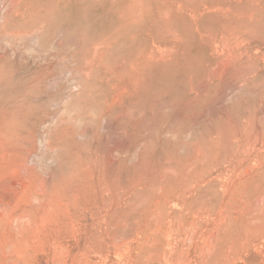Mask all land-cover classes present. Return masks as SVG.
I'll return each mask as SVG.
<instances>
[{
  "label": "rangeland",
  "instance_id": "rangeland-1",
  "mask_svg": "<svg viewBox=\"0 0 264 264\" xmlns=\"http://www.w3.org/2000/svg\"><path fill=\"white\" fill-rule=\"evenodd\" d=\"M39 1L16 0V3L15 0H0V120L2 121H0V123H2L0 125V136L3 134H10L13 136L11 142L7 143L4 141L1 142L0 145H3V147H7L10 146V144H12L13 146L15 144L20 148L23 154L24 151L28 152L30 150L29 155L27 153L24 154L28 155V167L32 168L33 172L36 173V175L39 174L38 176L40 177L41 181L45 183L46 189L47 186L51 184L50 187H48L49 192H46L47 190H45V193L43 188L39 189V191L44 192V194L46 195L45 198L47 197L46 200L49 201L50 204H52V207L50 205L49 208L41 210L39 208V201L35 200L34 209L30 212H36L35 216H38L39 218H35V216L32 218V213L26 211V213L23 215L24 217H22L21 219V214L23 213L22 210L29 205V202L31 201L30 199H32L33 196L35 197L37 193L36 191L30 192V190H28V192L26 191L20 193L19 190L23 185V182L19 179H14L12 181V184L11 181L9 182L10 184L8 182L3 184L2 175L4 176L6 172L10 171V167L6 165L5 167L0 168V264H261V262L264 260V14H254L253 19L258 24V27L252 32L254 36L251 35V38L250 36H247V34L243 32V30L239 31V28L237 32H223L222 28L216 29V34H214L215 30L209 32V34H214V37H217V39H222L221 37H225L227 40L226 45L225 47H222V50L219 53L217 52V50L212 49V45L206 48V54L203 61L204 64L202 63L200 66L198 65L199 68L196 65H191L188 63V60H186L187 55L185 57L186 53L183 51L181 46L179 47V42H183L185 38L182 36L183 33L181 32L183 27L178 20L171 23L164 29L159 28L160 33H158L157 35L152 34L151 37L147 38L148 40H140L139 43L141 45L139 46L138 43L137 46H139L140 48L145 47L146 49H149L151 47L150 49L152 50L155 47L156 52L158 51L157 54L159 56V59L167 61L168 66L161 70V74L164 73L161 76L162 83L158 85L155 80H151L153 77L151 78V76H148L147 74H149V72H146L145 69L140 70L142 72L140 74L139 72L134 71L130 72L129 74L126 71L121 72L120 64L117 65L122 61L117 58V51L114 50L118 49L119 45L123 44V37L122 32L118 30V24L120 21L116 18L115 15L117 13L118 16V11L113 6L114 0ZM82 1L84 3H82ZM49 2H51L52 4L50 3L48 6L47 4ZM63 2H65V4ZM15 4L17 5V7ZM36 7L37 10H35ZM107 7H109L110 9ZM251 7L255 8V5ZM77 8H80V10H78ZM84 11H86V17L85 15H82L84 14ZM37 14L40 15H38L39 18H37ZM7 17H9V19ZM82 17L83 19H81ZM84 17L87 20H85ZM6 18L8 19V22ZM67 19L69 20L67 21ZM13 20L14 24H12ZM112 21H117V28H105V26L111 25L113 23ZM5 24L9 26H6ZM75 24H78V26ZM82 24H84L85 26ZM98 24L100 26H98ZM37 26L39 28H37ZM40 27L43 28V31L46 30L47 33L44 31L43 34L42 31L40 34ZM74 28H76V31H74ZM17 29L19 31H17ZM35 29H38V33L40 35L33 32L35 31ZM64 29L66 30V32L68 31V33H66ZM88 29L90 31H88ZM31 31L34 33V35H32L33 33ZM53 32H56V34H54ZM90 32L92 35H90ZM238 32L240 34H238ZM48 33L49 35L51 34L50 37L47 36ZM221 33H223L224 35H221ZM65 34L69 35H66L65 38ZM75 34H78V36ZM175 34L176 36H179V39L181 38V40L177 41L178 46H176L177 44H175L174 42L176 40ZM43 35L46 36L43 37ZM158 35L161 38H159ZM229 35L231 37H235L229 38ZM39 36H42V38H40ZM69 36H71L72 39H75L71 43L69 42L72 39ZM107 36H109L108 38L111 39H108ZM20 38L23 39L21 40ZM102 38H104L103 40H105L104 46L106 47V55H103V58H100L103 60L101 66L102 68L103 66H106L107 68V65L110 64L109 67H112L113 73L108 72L105 67L104 69H102L99 65H97L94 70L100 69L103 73L100 72V70H98L97 73H94V70V72L90 73L86 68V66L90 62L89 60H91L90 49L94 47L93 44H97V41L102 42ZM115 38L118 41L113 40ZM152 38L155 40L152 41ZM258 38H260V40ZM242 39L244 40L240 41ZM64 40H66V42H69L66 43ZM87 40L90 42L93 41V43H89ZM47 41L48 46L45 44ZM51 41L53 42L51 43ZM112 41H114L115 43H111ZM14 42H17L18 44H15ZM60 42H62L63 44L60 45ZM141 42H143L144 45ZM233 42L236 44L235 47H232V45L234 46ZM68 43L73 46H70ZM78 43H80V45ZM87 43L91 45L88 46ZM149 43L152 45H150ZM230 43L232 44L230 45ZM42 44L43 46H41ZM65 44H67V46ZM56 45L57 47H62L63 49H58ZM83 45L86 47L84 48ZM70 47L73 49H71ZM135 47L136 43H134L133 50H135ZM172 47L174 49H172ZM109 48L111 51L109 50ZM71 50H73L74 52H71ZM159 50L163 51V54H160ZM107 51H110V53H107ZM222 52H225L224 55H221ZM35 53H37L39 56ZM226 53H228L229 55H232V53H236L237 55L240 54V58L238 57V59L236 54L234 56L232 55L233 57H230ZM53 54L58 55L54 57ZM61 54L64 56H62ZM74 54L76 55L74 56ZM173 54H177L178 56ZM212 54L213 56H211ZM216 54L217 56H214ZM241 55H243L244 57H242ZM46 56L49 58H47ZM105 56H107V58ZM111 56H114L112 60L109 59L111 58ZM175 56H177L178 61H176ZM199 56L202 57V55ZM222 56L224 57L223 60L221 58ZM52 57L53 59L51 60ZM181 58H183L184 60ZM232 58L234 59V61L232 60ZM62 60H64V62ZM179 60L181 61L179 62ZM105 61H108L109 63H105ZM115 61H117V63ZM174 61H176L178 64ZM205 62H209L210 64ZM224 62H226V64ZM236 62L238 63L236 64ZM187 63L189 64L188 66H186ZM212 63L214 64L212 65ZM219 63L222 65V67ZM174 66H176V68H174ZM192 66H194L196 69L198 68V71ZM210 66H214L212 67L213 69H210ZM223 66H225V69ZM249 66H253V69H251L253 71H250ZM227 67L231 68L227 70ZM42 68L46 70L44 71V69ZM181 68L185 70H182ZM29 70L33 71V73ZM43 71L45 72V74ZM214 71L216 72V74L218 73L217 76H215L216 74H214ZM249 72H251V74H249ZM182 73L183 75H185L183 76ZM26 74L30 75L28 76ZM91 74L94 76H92ZM95 74H97L99 77ZM171 75H176V78L174 77L175 81L174 79H168L171 78ZM202 75L204 78L203 80ZM209 75H212L214 79L217 78V80L215 79V81H213V77H210ZM22 76L26 81L24 80V78L22 80ZM131 76L135 77V79L137 77L136 80H139V82H141L140 80L142 79L143 81L144 79L148 81L150 89L151 84L156 83L160 90L159 88H153V93L151 92L152 94L148 101L145 100V97H131V95L135 93L136 88V86H132L133 79ZM121 77L124 79H122ZM207 77L208 80L210 79L211 81H206ZM189 78H191V81L189 80ZM197 78H199L198 81H196ZM183 79L185 81L182 82ZM222 79L223 81L220 82V80ZM129 81L130 83H128ZM166 81L169 82L168 85H166ZM173 81L175 82L174 84H172ZM186 81H190V85ZM176 82L178 86L175 85ZM203 82L204 84L208 83L205 84L206 88L203 87ZM101 83L103 84L100 86ZM184 84L186 87L184 86ZM199 84H201L203 88L199 86ZM213 84L214 89L212 88ZM28 85L30 88L28 87ZM108 85H110L109 88L107 87ZM207 85L209 87H207ZM36 86H38L39 88ZM95 86L98 87L95 89ZM111 86L113 91H110ZM119 86L122 88H120ZM181 86H184L187 91ZM32 87L37 88L39 91L38 93H41V95L38 94L37 90ZM190 87L192 88L193 94L190 90ZM102 88H104V91L100 90ZM193 88H195V90ZM29 89L30 91L32 89L35 91L32 90V92L30 93L28 91ZM98 89L99 91H96ZM131 89L132 92L130 91ZM175 89L178 90L176 91ZM199 89L201 90L199 91ZM204 89H209L206 91H209L208 94ZM211 89L212 91H210ZM105 90H108L111 93L114 92V94L120 92L123 93L124 91V93H127V96L130 95L128 97L130 103L126 100L123 108H120L124 111L117 110L116 112L110 114L111 116L107 113H104L105 115L101 113L102 111L99 104L103 99V92L107 93ZM167 90L168 93L166 92ZM202 92L203 94L206 93L208 96L204 97L203 94H201ZM44 94L45 97L43 96ZM89 94L91 96H89ZM153 94L155 95V97ZM46 95L48 96V98ZM158 95H160V97H158ZM162 95L164 96L163 98ZM201 95L203 97H201ZM92 96L94 98L96 97L97 103L94 102ZM165 96H167L168 99ZM171 96L173 97L169 98ZM187 98H190V100ZM192 98L197 99L194 101ZM157 100H159V102ZM150 101L151 103H149ZM19 102H22L21 105L18 104L20 111L18 110L17 106V103ZM23 102H25V104ZM147 103L148 105H146ZM152 103L153 106H151ZM133 104H136L135 107L133 106ZM13 106H16L17 111L15 109H12ZM29 106H33L34 108ZM98 106L100 108H98ZM147 106L148 108L151 107L152 109L148 110ZM129 109L133 112H130ZM125 110L128 112H125ZM28 112L30 113V115L32 114L34 118L30 117ZM36 112H38V116L36 115L35 117ZM26 113L28 114L26 115ZM99 113H101L102 115ZM78 114H81L80 116H82V118H79L80 116L78 117ZM23 115L25 116L22 117ZM75 118H79L80 122H77L78 119L75 120ZM35 119L37 121H35ZM10 121L12 124L9 123ZM32 121L36 124H34ZM4 122L7 123L5 124ZM30 123L32 131L34 130L33 132H30ZM32 125L34 127H32ZM70 125H75L72 126L75 128L71 129ZM63 128H70L72 132H75H73L74 134H78L77 136H74L77 137L75 138L79 147L77 145H71L73 148L70 149V153H68L67 144H64L66 143L64 138L65 136L62 134L60 135V131L65 130ZM11 130L14 132H12ZM27 131L30 132H28V136L26 135ZM31 135H34V137ZM14 137L16 140L14 139ZM31 146L32 148L35 147L36 152L34 148H31ZM22 148L24 149V151ZM74 148L76 151L73 150ZM74 153L79 158H77ZM68 154H71L70 157ZM71 156L78 159L79 162L78 160L72 159ZM88 160H90L91 163L88 162ZM94 161H96L97 163ZM86 164L88 167H86ZM83 168L87 169L88 171L90 170L93 173L92 176L94 178L92 179L91 172H88ZM77 171H80L79 174H81V177H79L80 175ZM76 172L78 175L74 176ZM220 172L222 173L220 174ZM77 177H79L80 181H82L83 183L85 182L84 185L83 183L79 182L81 188L78 186L79 180L77 181ZM196 177L206 179V182L210 183L207 184L208 192L206 193L204 200H199L201 204H204V202L205 204L200 209L201 212L198 217L199 223L192 230L193 233H191V237L193 238H184L186 235V233L184 232L188 227L187 219L185 217L179 218V215H176L175 217H173L174 221H172L168 213H163V211L179 214L183 210L182 206L178 203V200H176L178 199L177 197H179L180 194L177 192L182 184H194L195 182L193 180ZM61 179L62 182L60 183L59 181H61ZM99 179L102 181H100ZM218 180L220 183L218 182ZM51 181L54 183H52ZM87 181H90L91 183ZM223 181L224 183H221ZM70 182L72 183V185L77 182V184H75L76 188L71 186ZM57 183H60V186ZM64 184L69 186L65 187L63 186ZM89 185L92 186V189ZM190 185H186L187 188L190 187ZM71 187L73 188L71 189ZM66 188L67 190L70 189L71 192L70 190H68L69 192L66 191ZM221 188L223 190H221ZM51 189H53L54 191ZM76 189H80V191L83 193H81L82 196H85L81 197V195L79 194L80 191L78 192V190ZM81 189H83L84 191H88V194H86ZM112 189H114V191ZM92 190H94V194L93 192H91ZM185 190L187 189L185 188ZM51 191H53L54 193H51ZM60 192L65 199L61 198L62 195H60ZM160 192L162 194H160ZM70 193L72 194L70 195ZM28 194L32 197L29 198ZM157 194L159 197L156 196ZM57 195H59L61 199ZM49 196H53V199L55 198L56 201H54L52 197H50L51 199L48 198ZM75 196L79 197L77 198ZM118 196H120V199ZM80 197L82 198L81 201H79ZM245 197L247 199H245ZM106 198L110 200H107ZM243 198L245 200H243ZM257 198L260 199L261 202L263 199V202H260L261 204L259 203V205V200L257 201ZM83 200L86 201V203H83ZM66 201L69 204L71 203V205L68 206V203ZM77 201L80 203H78ZM101 201L104 202L101 203ZM107 201H109L110 203ZM165 201L169 202L170 204ZM8 202L12 206H10ZM77 203L79 205L82 203L83 204L81 205V207H79V205L76 206ZM161 204H164L166 206L164 208H161ZM14 205L16 208L14 207ZM104 205L106 206L105 209ZM158 206H160L161 210L163 209V211H161L163 214L158 211L160 212L159 214L155 210H160ZM10 207L14 208V210L10 209ZM65 207H67V211L69 210L68 212L65 210ZM118 207H122V211H120L121 209ZM238 207L242 212L239 211ZM17 209L19 210V212L17 211ZM62 209L64 210V213ZM146 209L148 211L150 210V212H148ZM153 209L155 211H153ZM203 209L205 211H202ZM256 209L257 212L260 211V216L262 217V222H260L262 224L259 226L261 228L259 232L253 233L250 231L251 227L254 226L253 219L250 218L252 214L255 213ZM115 210L118 214L115 212ZM9 211L11 213H9ZM45 211H47L48 214H51L49 215L51 218ZM112 211L115 212V215L111 213ZM17 213H19L20 216ZM123 213L125 215H128L125 216ZM148 213V218L144 217V214L145 216H147ZM154 213L157 214L155 215ZM250 213L251 215H249ZM14 214L19 216V218L15 217L16 215ZM109 214H113V216H109ZM164 214L165 216H163ZM139 215L143 216L140 218V220L138 219V217H140ZM114 216H119L118 218L123 220L122 222L120 221L121 226L118 225V221L120 219H115ZM133 216L134 218L137 216L136 219L133 220ZM161 216L165 218V222L164 219L162 221V219L160 218ZM246 216H248V218ZM53 217L55 219H53ZM110 217H112L111 219L116 220L118 224L114 221L111 222ZM124 217L126 219H123ZM243 218L245 219V222ZM36 219H41L44 223L40 222L41 220L37 222ZM52 219L54 220V222ZM107 219L110 220L108 221ZM127 219L131 221L133 220L134 226L132 225V222L128 221ZM135 220L137 222L140 221V223L142 221V223L139 224V222L137 223ZM150 220L153 222H151ZM248 221L250 222L249 224ZM35 222L38 225H36ZM124 222L125 224H123ZM161 222L163 225L166 223L162 228V224H160ZM111 224H113L114 226H112ZM122 224L127 228L123 227V229ZM128 224L130 225V230H128ZM28 225L30 226L28 227ZM141 225L142 227H139ZM149 225L150 227H148ZM42 226L45 230H42ZM37 227L39 229H35ZM131 227L133 229H131ZM144 227H148L150 229H147V231L145 228V231H147L145 232ZM151 227H154L153 229H156V232ZM106 228H108V231L110 230V232L106 231ZM118 228L120 229L118 230ZM242 228L244 230H241ZM157 230L161 231L158 232ZM42 231H44L43 234ZM39 232L41 233L38 234ZM157 232L161 236H158V234H156ZM94 233H96L97 235L92 236ZM146 233L148 234L146 235ZM29 234L31 235L29 236ZM98 234H100V237H98ZM129 234L131 236H129ZM42 236H44L45 238ZM93 237H98L97 239H99V241L96 239L97 241L95 242ZM148 238L149 240L150 238L152 240L149 241ZM163 242L164 245H162ZM146 243L150 245L154 243L157 244L156 246H154L155 248H158L157 251L159 250L158 252H161V254L158 256V252L152 250L155 256L152 255L151 249H153L154 247L146 245ZM161 245L162 247H159ZM161 248L163 249L160 250ZM141 253H145L144 257ZM149 254L150 256L148 257ZM138 255L142 256L143 259H146L147 261L143 260L142 257L139 258ZM202 259L206 261L204 262Z\"/></svg>",
  "mask_w": 264,
  "mask_h": 264
},
{
  "label": "bare ground",
  "instance_id": "bare-ground-1",
  "mask_svg": "<svg viewBox=\"0 0 264 264\" xmlns=\"http://www.w3.org/2000/svg\"><path fill=\"white\" fill-rule=\"evenodd\" d=\"M27 1V0H26ZM39 1V0H38ZM67 1H69V0H67ZM111 1H113V0H111ZM11 2V1H10ZM15 2H16V0H15ZM18 2V1H17ZM16 2V3H17ZM40 2V1H39ZM93 2V1H92ZM100 2V1H99ZM102 2V1H101ZM51 2H49L47 5L49 6V4H50ZM57 3V2H56ZM64 4H65V2H63ZM62 3V4H63ZM70 3V2H69ZM74 3V2H73ZM76 3V2H75ZM82 3H84L83 1H82ZM94 3V2H93ZM111 3V2H110ZM113 6H114V8L118 11V16H117V13L115 14L116 15V18L120 21L119 22V24H118V30H120L121 32H122V40H123V44H121V45H119V47H118V49H116V50H114V49H112V50H114V51H117V58L118 59H120L122 62L121 63H118L117 65H119L120 64V67H121V72H124V71H126L127 73H129L130 74V72H132V71H134V72H139V74L140 73H142L140 70H142V69H145L146 70V72L148 71L149 72V74H147L148 76H151V80H155V82L159 85V84H161L162 82H161V76H162V74H164V73H162L161 74V70L162 69H164V68H166L167 66H168V64H167V61H163V60H161V59H159V56H158V54H157V52H156V49H155V47L153 48V50L152 49H146L145 47H143V48H140L139 46L141 45L140 43H139V41L140 40H144V41H146V39L148 38V37H151L152 36V34L153 35H157L158 33H160V30H159V28L160 29H164V28H166V27H168L171 23H173V22H176L177 20L181 23V26L183 27L182 28V30H181V32L184 34H182V36L185 38V40H183V42L181 41V42H179L180 44H179V47L181 46V48L183 49V51L186 53L185 54V57H186V55H187V58H186V60H188V63L189 64H191V65H196L197 67H198V65L200 66L202 63H203V61H204V58H205V49L206 48H208V47H210L211 45L213 46V48L212 49H215V50H217V52L219 53L221 50H222V47H225V45H226V38L225 37H221L222 39H217V37H214V34H216V29H220V28H222V30H223V32H228V31H232V32H237L238 31V28L240 29L239 31H242L243 30V32H245L246 34H247V36H250V38H251V35L252 36H254V34L252 33L257 27H258V24L255 22V20L253 19V17H254V14L256 13V15H259V14H264V0H114L113 1ZM29 4V3H28ZM40 4V3H39ZM52 4V3H51ZM81 4V3H80ZM79 4V5H80ZM98 4V3H97ZM16 5V4H15ZM37 5V4H36ZM46 5V4H45ZM44 5V6H45ZM74 5H76V4H74ZM100 5V4H99ZM253 5H255V8H252L251 6H253ZM23 6V5H22ZM31 6V5H30ZM38 6V5H37ZM41 6V5H40ZM43 6V7H44ZM102 6V5H101ZM107 6V5H106ZM12 7H14V6H12ZM16 7H17V5H16ZM24 7V6H23ZM42 7V6H41ZM66 7V6H65ZM98 7V6H97ZM109 7H111V6H109ZM109 7H107V8H109ZM22 8V7H21ZM46 8H48V7H46ZM49 8H51V7H49ZM81 8V7H80ZM80 8H77L78 10H80ZM85 8V7H84ZM99 8H101V7H99ZM106 8V9H107ZM9 9H10V7H9ZM12 9V8H11ZM32 9H33V7H32ZM41 9V8H40ZM110 9V8H109ZM14 10V9H13ZM28 10V9H27ZM35 10H37V7H36V9ZM46 10V9H45ZM65 10V9H64ZM75 10V9H74ZM112 10V9H111ZM15 11V10H14ZM13 11V12H14ZM34 11V10H33ZM61 11V10H60ZM63 11V10H62ZM81 11H83V10H81ZM108 11V10H107ZM114 11V10H113ZM12 12V13H13ZM18 12V11H17ZM38 12H39V10H38ZM85 12L86 11H84V14H82V15H85ZM43 13V12H42ZM75 14V13H74ZM10 15V14H9ZM39 14H37V16H38ZM255 15V16H256ZM13 16V15H12ZM15 16V15H14ZM40 16V15H39ZM39 16L37 17V18H39ZM45 16H47V15H45ZM77 16V15H76ZM88 16V15H87ZM51 17V16H50ZM81 17V16H80ZM85 17H86V15H85ZM84 17V18H85ZM5 18V17H4ZM8 19H9V17H7ZM6 18V20H7V22H8V19ZM36 18V19H37ZM257 18V17H256ZM81 19H83V17L81 18ZM98 19V18H97ZM189 19V20H188ZM261 19V18H260ZM6 20H5V22H6ZM12 20V19H11ZM10 20V21H11ZM42 20V19H41ZM69 19H67V21H68ZM85 20H87L86 18H85ZM91 20V19H90ZM23 21V20H22ZM21 21V22H22ZM33 21V20H32ZM37 21H39V20H37ZM248 22V23H246V22ZM35 22H36V20H35ZM74 22V21H73ZM85 22V21H84ZM113 23L111 24V25H107V26H105V28H117V25H116V23H117V21H112ZM3 23H4V21H3ZM25 23H26V21H25ZM43 23V22H42ZM78 23V22H77ZM81 23V22H80ZM86 23H88V22H86ZM96 23V22H95ZM95 23H94V25H95ZM250 23V24H249ZM12 24H14V20H13V23ZM39 24H40V22H39ZM6 25V24H5ZM32 25V24H31ZM53 25H55V24H53ZM67 25V24H66ZM75 25H77L78 26V24H75ZM82 25H84V24H82ZM86 25H88V24H86ZM6 26H9V25H6ZM40 26V25H39ZM44 26V25H43ZM72 26V25H71ZM85 26V25H84ZM98 26H100L99 24H98ZM24 27V26H23ZM41 27H42V25H41ZM40 27V28H41ZM67 27V26H66ZM88 27V26H87ZM10 28H11V26H10ZM13 28V27H12ZM37 28H39L38 26H37ZM54 28V27H53ZM69 28V27H68ZM80 28V27H79ZM78 28V29H79ZM20 29V28H19ZM31 29H33V28H31ZM31 29H29V30H31ZM44 29H46V28H44ZM47 29H49V28H47ZM61 29V28H60ZM70 29H72V28H70ZM76 28H74V31H76L75 30ZM78 29H77V31H78ZM81 29V28H80ZM79 29V30H80ZM91 29V28H90ZM11 30H13V29H11ZM22 30V29H21ZM37 30V31H36ZM40 30V29H39ZM65 30V29H64ZM167 30V29H166ZM213 30H215V33L214 34H212V33H210L209 34V32H211V31H213ZM17 31H19L18 29H17ZM16 31V32H17ZM36 31V32H35ZM35 31H33L34 33H37V34H39L38 32V29H35ZM43 31V28H41V31H40V34H41V32ZM45 32H46V30H44ZM44 31L42 32L43 34H44ZM59 31V30H58ZM88 31H90L89 29H88ZM95 31V30H94ZM117 31V30H116ZM27 32H29V31H27ZM26 32V33H27ZM32 32V31H31ZM30 32V33H31ZM32 32V33H33ZM65 32H66V30H65ZM64 32V33H65ZM73 32V31H72ZM104 32V31H103ZM218 32V31H217ZM34 33L32 34V35H34ZM47 33V32H46ZM54 34H56V32H53ZM52 33V34H53ZM62 33V32H61ZM66 33H68V31L66 32ZM70 33H71V31H70ZM169 33V32H168ZM167 33V34H168ZM171 33V32H170ZM13 34H14V32H13ZM15 34H17V33H15ZM39 34V35H40ZM53 34V35H54ZM74 34V33H73ZM84 34V33H83ZM114 34V33H113ZM112 34V35H113ZM220 34V33H219ZM238 34H240L239 32H238ZM20 35V34H19ZM36 35V34H35ZM66 35H69V34H65L64 35V37L66 36ZM75 35H77L78 36V34H75ZM90 35H92L91 34V32H90ZM160 35V34H159ZM159 35H158V37H159ZM221 35H224L223 33H221ZM13 36H15V35H13ZM27 36V35H26ZM46 36V35H45ZM44 35H43V37H45ZM47 36H51V34L49 35V33H48V35ZM72 36V35H71ZM71 36H69V37H71ZM94 36V35H93ZM105 36V35H104ZM175 36H176V34H175ZM216 36V35H215ZM244 36V35H243ZM40 37V36H39ZM53 37V36H52ZM60 37V36H59ZM86 37V36H85ZM84 37V38H85ZM91 37V36H90ZM109 36H107V38H108ZM114 37H115V35H114ZM113 37V38H114ZM163 37V36H162ZM179 36H176V40L174 41L175 42V44H177L176 46H178V42L177 41H179V40H181V38L179 39L178 38ZM231 36L229 35V38H230ZM233 37V36H232ZM231 37V38H232ZM235 37V36H234ZM233 37V38H234ZM16 38H17V36H16ZM24 38V37H23ZM23 38H20L21 40L23 39ZM40 38H42V36L40 37ZM54 38V37H53ZM66 38V37H65ZM74 38V37H73ZM76 38V37H75ZM100 38H101V36H100ZM105 38V37H104ZM104 38H102V42L101 41H97V44L95 45V44H93V48H91L90 49V56H91V60H89L90 62L88 63V65L86 66V68L89 70V72L91 73V72H94V73H97V71L98 70H100V69H98V67H97V69L98 70H94V68L97 66V65H99V66H101L102 65V63H103V60L102 59H100V58H103V55H106V47L104 46L105 45V40H103ZM159 38H161V37H159ZM171 38V37H170ZM169 38V39H170ZM256 38V37H255ZM70 39V38H69ZM71 39H72V37H71ZM108 39H111V38H108ZM107 39V40H108ZM253 39V38H252ZM259 40H260V38H258ZM56 40V39H55ZM68 40V39H67ZM75 39H72V40H70V42L69 41H67V42H69V43H71L72 41H74ZM77 40V39H76ZM84 40V39H83ZM82 40V41H83ZM92 40H94V39H92ZM97 40V39H96ZM101 40V39H100ZM113 40H117L116 38L115 39H113ZM148 40V39H147ZM155 39H153L152 38V41H154ZM160 40H162V39H160ZM230 40V39H229ZM228 40V41H229ZM236 40H238V39H236ZM244 39H242V40H240V41H243ZM254 40V39H253ZM16 41V40H15ZM48 41H49V39H48ZM48 41L45 43L46 45H47V43H48ZM54 41V40H53ZM53 41H51V43L53 42ZM58 41V40H57ZM57 41H56V43H57ZM65 42H66V40H64ZM88 41V40H87ZM109 41H111V40H109ZM108 41V42H109ZM118 41V40H117ZM258 41V40H257ZM262 41V40H261ZM55 42V41H54ZM66 42V43H67ZM77 42V41H76ZM86 42V41H85ZM89 43H93V41H88ZM99 42V43H98ZM101 42V43H100ZM114 41H112L111 43H113ZM168 42V41H167ZM166 42V43H167ZM177 42V43H176ZM223 42V43H222ZM232 42V41H231ZM235 42V41H234ZM233 42V43H234ZM239 42V41H238ZM249 42H250V40H249ZM256 42V41H255ZM6 43V42H5ZM15 43V42H14ZM17 43V42H16ZM15 43V44H16ZM61 44L60 45H62L63 43L62 42H60ZM68 43V44H69ZM115 43V42H114ZM113 43V44H114ZM134 43H136V47H135V50H133L134 48ZM139 43V46H137V44ZM142 44H143V42H141ZM155 43V42H154ZM165 43V42H164ZM169 43V42H168ZM167 43V44H168ZM246 43V42H245ZM14 44V45H15ZM18 44V43H17ZM79 45H80V43H78ZM84 44V43H83ZM109 44V43H108ZM150 44V43H149ZM232 43H230V45H231ZM247 44V43H246ZM14 45H12V46H14ZM53 45V44H52ZM66 46H67V44H65ZM64 45V46H65ZM70 45V44H69ZM87 45L88 46H90L91 44H88L87 43ZM144 45V44H143ZM145 45H146V42H145ZM150 45H152V44H150ZM164 45V44H163ZM228 45V44H227ZM235 43H234V46L232 45V47H235ZM245 45V44H244ZM11 46V47H12ZM41 46H43V44L41 45ZM48 46V45H47ZM70 46H73V45H70ZM75 46V45H74ZM84 46V45H83ZM149 46V45H148ZM154 46V45H153ZM152 46V47H153ZM159 46V45H158ZM173 46V45H172ZM20 47V46H19ZM22 47V46H21ZM56 47H57V45H56ZM86 46H84V48H85ZM111 47V46H110ZM167 47H169V46H167ZM227 47V46H226ZM229 47H231V46H229ZM18 48V47H17ZM46 48H48V47H46ZM58 49L60 48V47H57ZM67 48V47H66ZM69 48V47H68ZM71 48V47H70ZM166 48V47H165ZM2 49V48H1ZM51 49V48H50ZM57 49V50H58ZM60 49H63L62 47L60 48ZM71 49H73V48H71ZM77 49V48H76ZM87 49V48H86ZM154 49H155V51H154ZM172 49H174L173 47H172ZM234 49V48H233ZM232 49V50H233ZM40 50V49H39ZM49 50V49H48ZM78 50V49H77ZM77 50H76V52H77ZM84 50V49H83ZM89 50V49H88ZM87 50V51H88ZM109 50H110V48H109ZM158 50V49H157ZM162 50V49H161ZM161 50H159L160 52V54L163 52V51H161ZM227 50H229V49H227ZM227 50H225V51H227ZM239 50V49H238ZM238 50H236V51H238ZM3 51V50H2ZM5 51V50H4ZM24 51H26V50H24ZM61 51V50H60ZM67 51V50H66ZM80 51H81V49H80ZM80 51H79V53H80ZM111 51V50H110ZM110 51L108 52L107 51V53H110ZM212 51V50H211ZM231 51V50H230ZM22 52V51H21ZM52 52V51H51ZM50 52V53H51ZM59 52V51H58ZM57 52V53H58ZM68 52V51H67ZM71 52H74L73 50H71ZM173 52V51H172ZM175 52V51H174ZM228 52V51H227ZM233 52V51H232ZM256 52V51H255ZM30 53V52H29ZM41 53H44V52H41ZM40 53V54H41ZM105 53V54H104ZM137 53V54H136ZM169 53V52H168ZM202 53V54H201ZM213 53V52H212ZM224 53L225 52H222V54L221 55H224ZM228 53H230V52H228ZM228 53H226V54H228ZM248 53H249V51H248ZM251 53V52H250ZM258 53H259V51H258ZM35 54H37V53H35ZM34 54V55H35ZM73 54V53H72ZM163 54V53H162ZM183 54V53H182ZM214 54V53H213ZM213 54L211 55V56H213ZM236 54V53H235ZM235 54H233L232 53V55L234 56ZM242 54H244V53H242ZM247 54V53H246ZM257 54V53H256ZM38 55V54H37ZM48 55V54H47ZM50 55V54H49ZM54 55V54H53ZM58 54H56V55H54V57L55 56H57ZM62 55V54H61ZM71 55V54H70ZM76 54H74V56H75ZM78 55V54H77ZM111 55V54H110ZM173 55H177V54H173ZM199 55H202V57L201 56H199ZM229 55V54H228ZM232 55H229L230 57L232 56ZM237 55V54H236ZM240 54H238L237 55V58L239 57L240 58V56H239ZM259 55V54H258ZM261 55V54H260ZM39 56V55H38ZM42 56V55H41ZM62 56H64V55H62ZM66 56V55H65ZM72 56V55H71ZM79 56V55H78ZM77 56V57H78ZM81 56H82V53H81ZM178 56V55H177ZM177 56H175L176 58V61H178L177 60ZM180 56H181V54H180ZM214 56H217V54L216 55H214ZM220 56V55H219ZM232 56V57H233ZM242 57H244L243 55H241ZM250 56V55H249ZM251 56H252V54H251ZM47 57V56H46ZM70 57V56H69ZM68 57V58H69ZM106 58H107V56H105ZM104 57V58H105ZM109 57V56H108ZM210 57V56H209ZM47 58H49V57H47ZM57 58H59V57H57ZM64 58V57H63ZM73 58V57H72ZM82 58V57H81ZM87 58V57H86ZM112 58H114V56H111V58H109V59H111L112 60ZM115 58H116V56H115ZM161 58V57H160ZM215 58V57H214ZM213 58V59H214ZM222 58V60L224 59V57L222 56L221 57ZM238 58V59H239ZM53 59V57L51 58V60ZM56 59V58H55ZM75 59V58H74ZM83 59H84V57H83ZM180 59V58H179ZM181 59H183V58H181ZM212 59V58H211ZM87 60V59H86ZM108 60V59H107ZM115 60H117V59H115ZM162 62H161V61ZM174 60V59H173ZM184 60V59H183ZM232 60L234 61V59L232 58ZM237 60V59H236ZM241 60V59H240ZM254 60H255V58H254ZM39 61V60H38ZM63 62H64V60H62ZM109 61V60H108ZM108 61H105V63H109ZM176 61H174V62H176ZM181 60H179V62H180ZM207 61V60H206ZM219 61V60H218ZM239 61V60H238ZM27 62H28V60H27ZM37 62V61H36ZM116 63H117V61H115ZM173 62V63H174ZM229 62V61H228ZM227 62V63H228ZM55 63V62H54ZM75 63V62H74ZM78 63V62H77ZM87 63V62H86ZM177 63V62H176ZM187 63V65L186 66H188L189 64ZM205 63H209V62H205ZM225 64H226V62H224ZM238 62H236V64H237ZM59 64V63H58ZM112 64V63H111ZM175 64V63H174ZM178 64V63H177ZM180 64V63H179ZM183 64H186V63H183ZM204 64V63H203ZM210 64V63H209ZM214 63H212V65H213ZM220 64V63H219ZM223 64V63H222ZM240 64V63H239ZM84 65H85V63H84ZM109 65L110 64H108L107 65V68H106V66H103V68H102V66H101V68L102 69H104V67L108 70V72H110V73H113V71H112V67L110 66L109 67ZM221 65V64H220ZM228 65V64H227ZM230 65V64H229ZM250 65V64H249ZM55 66V65H54ZM57 66V65H56ZM177 66H179V65H177ZM186 66H184V67H186ZM231 66V65H230ZM246 66H248V65H246ZM245 66V67H246ZM251 66V65H250ZM249 66V67H250ZM254 66V65H253ZM252 66V67H253ZM58 67V66H57ZM183 67V68H184ZM192 67H194V66H192ZM203 67V66H202ZM212 67H214V66H212ZM211 66H210V69L212 68ZM221 67H222V65H221ZM224 67V69H225V66H223ZM229 67V66H228ZM227 67V68H228ZM252 67H250V71H253V70H251V69H253ZM20 68V67H19ZM18 68V69H19ZM26 68V67H25ZM39 68V67H38ZM37 68V69H38ZM46 68V67H45ZM119 68V67H118ZM117 68V69H118ZM174 68H176V66H174ZM179 68V67H178ZM189 68H190V66H189ZM195 68V67H194ZM199 68V67H198ZM197 68V69H198ZM231 68V67H230ZM230 68H228L227 70H229ZM244 68V67H243ZM243 68H242V70H243ZM24 69V68H23ZM23 69H21V70H23ZM27 69H29V68H27ZM42 69H44V68H42ZM52 69V68H51ZM54 69V68H53ZM84 69V68H83ZM105 69V70H106ZM182 69V68H181ZM188 69V68H187ZM196 69V68H195ZM196 69V70H197ZM213 69V68H212ZM220 69H222V68H220ZM223 69V70H224ZM260 69V68H259ZM2 70V69H1ZM46 69H44V71H45ZM94 70V71H93ZM182 70H185V69H182ZM193 70V69H192ZM208 70V69H207ZM216 70V69H215ZM222 70V71H223ZM232 70V69H231ZM230 70V71H231ZM235 70V69H234ZM256 70H257V67H256ZM26 71V70H25ZM28 71V70H27ZM29 71H31V70H29ZM43 71V72H44ZM164 71V70H163ZM198 71V70H197ZM263 71H264V68H263ZM32 73H33V71H31ZM38 72V71H37ZM47 72V71H46ZM54 72H55V70H54ZM54 72H53V74H54ZM58 72V71H57ZM85 72V71H84ZM87 72V71H86ZM100 72H102L101 70H100ZM184 72V71H183ZM215 72V71H214ZM213 72V73H214ZM228 72V71H227ZM242 72V71H241ZM1 73V72H0ZM8 73H9V71H8ZM25 73V72H24ZM27 73V72H26ZM51 73V72H50ZM49 73V74H50ZM103 73V72H102ZM144 73V72H143ZM206 73H209V72H206ZM222 73V72H221ZM221 73H219V74H221ZM229 73V72H228ZM227 73V74H228ZM253 73V72H252ZM255 73V72H254ZM7 74V73H6ZM35 74H37V73H35ZM40 74V73H39ZM44 74H45V72H44ZM48 74V73H47ZM136 74V73H135ZM146 74V73H145ZM199 74H201V73H199ZM214 74H216V72L214 73ZM223 74V73H222ZM249 74H251V72H249ZM4 75V74H3ZM8 75H10V74H8ZM26 75H28V74H26ZM30 75V74H29ZM28 75V76H29ZM43 75V74H42ZM86 75V74H85ZM90 75V74H89ZM92 75V74H91ZM95 75H97V74H95ZM102 75V74H101ZM104 75V74H103ZM125 75V74H124ZM142 75V74H141ZM182 75H183V73H182ZM185 75V74H184ZM183 75V76H184ZM193 75V74H192ZM191 75V76H192ZM213 75V74H212ZM211 75V76H212ZM218 75V73L215 75V76H217ZM261 75V74H260ZM259 75V76H260ZM31 76H33V75H31ZM30 76V77H31ZM92 76H94V75H92ZM98 76V75H97ZM166 76H168V75H166ZM176 76V75H175ZM175 76H173V75H171V78H168L169 80H172V79H174V77ZM180 76V75H179ZM200 76V75H199ZM210 76V75H209ZM210 76V77H211ZM224 76H225V74H224ZM262 76V75H261ZM5 77V76H4ZM3 77V78H4ZM15 77V76H14ZM24 77H25V75H24ZM23 76H22V80H23V78H24ZM99 77V76H98ZM124 77V76H123ZM132 77V79H133V81H132V86L134 85V86H136V88H135V93L133 94V93H131V94H133V95H131V97H139V98H143V97H145V100L146 101H148L149 100V98H150V96H151V94L153 93V91H152V89L153 88H159L158 87V85L156 84V83H153V84H151V89H150V86H149V82L148 81H146L145 79H144V81H143V79L142 80H140L141 82H139V80L137 81L136 79H137V77H136V79H135V77H133V76H131ZM130 77V78H131ZM198 77V76H197ZM209 77V78H210ZM213 77V76H212ZM220 77V76H219ZM34 78V77H33ZM39 78V77H38ZM42 78V77H41ZM114 78V77H113ZM119 78V77H118ZM122 78V77H121ZM120 78V79H121ZM127 78H128V75H127ZM176 78V77H175ZM183 78V77H182ZM196 78V77H195ZM223 78V77H222ZM1 79V78H0ZM10 79V78H9ZM14 79V78H13ZM28 79V78H27ZM36 79V78H35ZM46 79V78H45ZM111 79V78H110ZM122 79H124V78H122ZM148 79V78H147ZM198 79L199 78H197V80L196 81H198ZM204 78H203V75H202V80H203ZM207 80L206 81H209L208 80V77L206 78ZM212 79V78H211ZM216 80H217V78H215ZM215 79H214V77H213V81H215ZM3 80H5V79H3ZM19 80H20V78H19ZM24 80H25V78H24ZM40 80V79H39ZM95 80H99V79H95ZM106 80H108V79H106ZM177 80H178V78H177ZM189 80L191 81V78H189ZM14 81V80H13ZM17 81V80H16ZM26 81V80H25ZM32 81V80H31ZM174 81H175V79H174ZM173 81V83L172 84H174L175 82ZM183 81H185L184 79L182 80V82ZM189 81V82H190ZM211 81V80H210ZM221 81H223V79L222 80H220V82ZM24 82V81H23ZM22 82V83H23ZM35 82V81H34ZM41 82V81H40ZM107 82H109V81H107ZM164 82V81H163ZM167 82V81H166ZM165 82V83H166ZM186 82H188V81H186ZM189 82H188V84H189ZM200 82H201V80H200ZM204 82H205V80H204ZM204 82L202 83V84H204ZM219 82V83H220ZM27 83H30V82H27ZM26 83V84H27ZM104 83H105V81H104ZM120 83V82H119ZM128 83H130V81L128 82ZM168 83L169 82H167L166 83V85H168ZM179 83V82H178ZM212 83V82H211ZM211 83H209V84H211ZM19 84V83H18ZM43 84V83H42ZM41 84V85H42ZM96 84H98V83H96ZM103 83H101L100 84V86L102 85ZM107 84V83H106ZM187 84V83H186ZM205 84H208V83H205ZM205 84H204V88H206V86H205ZM215 84H217V83H215ZM221 84V83H220ZM21 85V84H20ZM36 85V84H35ZM129 85H131V84H129ZM175 85H177L178 86V84H177V82H176V84ZM174 85V86H175ZM181 85V84H180ZM190 85V84H189ZM189 85H188V87H189ZM17 86V85H16ZM19 86V85H18ZM104 86H106V85H104ZM104 86H102V87H104ZM173 86V87H174ZM184 86H185V84H184ZM184 86H181V87H183L184 88ZM198 86V85H197ZM196 86V87H197ZM199 86H201V84H199ZM28 87H29V85H28ZM27 87V88H28ZM36 87H38V86H36ZM41 87V86H40ZM92 87V86H91ZM98 87V86H97ZM96 86H95V89L97 88ZM108 88L110 87V85H108L107 86ZM120 87V86H119ZM172 87V86H171ZM186 87V86H185ZM202 87V86H201ZM202 87V88H203ZM207 87H209L208 85H207ZM214 87V84H213V86H212V88ZM30 88V87H29ZM32 88H35V87H32ZM39 88V87H38ZM93 88V87H92ZM120 88H122V87H120ZM125 88V87H124ZM128 88V87H127ZM167 88H170V87H167ZM191 88V87H190ZM198 88V87H197ZM196 88V89H197ZM36 90H37V93L39 92L38 91V89L37 88H35ZM45 89H46V87H45ZM94 89V88H93ZM119 89V88H118ZM130 89V88H129ZM154 89V90H155ZM173 89V88H172ZM185 89V88H184ZM194 90H195V88H193ZM214 89V88H213ZM16 90V89H15ZM33 90V89H32ZM32 90L30 91V89L28 90L30 93L32 92ZM100 90H102V91H104V88H102V89H100ZM112 90V86H111V89H110V91ZM159 90H160V88H159ZM171 90V89H170ZM176 90V89H175ZM178 90V89H177ZM176 90V91H177ZM186 90V89H185ZM191 90V92H192V88L190 89ZM201 89H199V91H200ZM205 90V89H204ZM207 90H209V89H207ZM207 90H205V92L207 91ZM27 91V90H26ZM33 91H35V90H33ZM96 91H99V89L98 90H96ZM107 93H105V92H103V99L100 101V107H101V113L102 114H104V113H107V114H112L113 112H116L117 110L119 111V110H123V109H120V108H123V106H124V104H125V101L127 100V101H129V96L130 95H126L127 93H124V91H123V93L122 92H120V93H115L114 94V92L113 93H111L110 91H108V90H105ZM113 91V90H112ZM131 92H132V89L130 90ZM134 91V90H133ZM157 91V90H156ZM187 91V90H186ZM203 91V90H202ZM210 91H212V89L210 90ZM23 92V91H22ZM41 92H42V90H41ZM127 92H128V90H127ZM152 92V93H151ZM164 92V91H163ZM167 93H168V90L166 91ZM173 92V91H172ZM204 92V93H205ZM209 92V91H208ZM208 92H206L207 94H208ZM5 93V92H4ZM27 93V92H26ZM45 93V92H44ZM91 93H92V91H91ZM165 93V92H164ZM188 93V92H187ZM186 93V94H187ZM197 93V92H196ZM205 93V94H206ZM218 93V92H217ZM38 94H40L41 95V93H38ZM93 94V93H92ZM130 94V93H129ZM185 94V95H186ZM192 94H193V92H192ZM191 94V95H192ZM198 94V93H197ZM201 94H203V92L201 93ZM205 94H203V96L204 97H206V96H208L207 94L205 95ZM7 95V94H6ZM154 95V94H153ZM167 95V94H166ZM184 95V96H185ZM190 95V94H189ZM188 95V96H189ZM196 95V94H195ZM44 97H45V94L43 95ZM47 96V95H46ZM89 96H91L90 94H89ZM93 96H94V94H93ZM92 96V97H93ZM187 96V97H188ZM199 96H200V94H199ZM202 95H201V97H203ZM41 97V96H40ZM154 97H155V95H154ZM154 97H152V98H154ZM158 97H160V95H158ZM164 96L162 95V98H163ZM165 97H167V96H165ZM173 96H171V97H169V98H172ZM201 97H199V98H201ZM47 98H48V96H47ZM151 98V99H152ZM185 98V97H184ZM198 98V99H199ZM33 99H34V97H33ZM33 99H32V102H33ZM167 99H168V97H167ZM187 99H189L190 100V98H187ZM193 99V98H192ZM197 99V98H196ZM196 99H193L194 101L196 100ZM93 100H94V102L95 103H97V100H96V97L94 98L93 97ZM160 100V99H159ZM159 100H157L158 102H159ZM179 100V99H178ZM181 100V99H180ZM153 101H156V100H153ZM157 102V103H158ZM22 103V102H21ZM21 103L19 102V103H17V106H18V104L19 105H21ZM24 104H25V102H23ZM129 103H130V101H129ZM140 103V102H139ZM142 103V102H141ZM149 103H151V101L149 102ZM155 103V102H154ZM23 104V105H24ZM29 104H32V103H29ZM36 104H38V103H36ZM40 104V103H39ZM128 104V103H127ZM143 104V103H142ZM156 104V103H155ZM155 104H154V106H155ZM28 105V104H27ZM135 105L136 104H133V106L135 107ZM146 105H148V103L146 104ZM34 106V105H33ZM33 106H29V107H33ZM151 106H153V103L151 104ZM99 106H98V108H100ZM26 108H28V107H26ZM25 108V109H26ZM34 108V107H33ZM127 108V107H126ZM143 108V107H142ZM147 108H148V106H147ZM146 108V109H147ZM13 110L15 109L16 111H17V109H16V106L14 107L13 106V108H12ZM20 109H21V107H20ZM35 109H37V108H35ZM48 109V108H47ZM149 109H152L151 107H149L148 108V110ZM18 110H19V106H18ZM33 110V109H32ZM130 110V109H129ZM20 111V110H19ZM22 111H24V110H22ZM21 111V112H22ZM36 111V110H35ZM124 111V110H123ZM134 111H135V109H134ZM144 111V110H143ZM9 112V111H8ZM15 112V111H14ZM67 112V111H66ZM125 112H128V111H126L125 110ZM130 112H133L132 110H130ZM2 113V112H1ZM6 113H7V110H6ZM18 113V112H17ZM29 113V112H28ZM28 113H26V115L28 114ZM45 113V112H44ZM80 113V112H79ZM101 113H99V114H101ZM122 113H124V112H122ZM4 114V113H3ZM25 114V113H24ZM34 114V113H33ZM101 114V115H102ZM142 114V113H141ZM18 115V114H17ZM32 115V114H31ZM30 115V113H29V116L30 117H33V115L31 116ZM36 115L38 116V112H36L35 113V117H36ZM44 115H46V114H44ZM61 115V114H60ZM71 115V114H70ZM74 115H75V113H74ZM81 115V114H80ZM79 114H78V117L80 116ZM105 115V114H104ZM143 115V114H142ZM25 115H23L22 117H24ZM107 116V115H106ZM111 116V115H110ZM141 116V115H140ZM1 117H2V115H1ZM18 117V116H17ZM47 117H49V116H47ZM77 117V116H76ZM20 118V117H19ZM28 118V117H27ZM34 118V117H33ZM63 118V117H62ZM79 118H82V116H80ZM79 118H75V120L76 119H78V121L77 122H80L79 121ZM21 119V118H20ZM31 119V118H30ZM29 119V120H30ZM41 119V118H40ZM104 119H105V116H104ZM106 119H107V117H106ZM102 120H103V118H102ZM101 120V121H102ZM1 121V120H0ZM6 121V120H5ZM35 121H37L36 119H35ZM74 121V120H73ZM2 122V121H1ZM18 122H20V121H18ZM33 122V121H32ZM5 123V122H4ZM3 123V124H4ZM7 123V122H6ZM5 123V124H6ZM9 123H11V121L9 122ZM34 123V122H33ZM68 123V122H67ZM138 123V122H137ZM139 123H140V121H139ZM2 123H0V125H1ZM12 124V123H11ZM20 124V123H19ZM34 124H36V123H34ZM49 124V123H48ZM61 124V123H60ZM18 125V124H17ZM71 126V125H70ZM72 126H75V125H72ZM71 126V129L72 128H75V127H72ZM19 127V126H18ZM32 127H34L33 125H32ZM77 127H78V125H77ZM76 127V128H77ZM16 128V127H15ZM29 128H31V123H30V127ZM36 128H37V126H36ZM46 128V127H45ZM58 129V128H57ZM62 129V128H61ZM63 129H65L64 131H60V135L62 134V135H64L65 137V142L66 143H64V144H67V148H68V153H70L71 151H70V149H72L73 147V145H77V141H76V136L78 135V134H74L73 132H72V130L70 129V128H63ZM27 130V129H26ZM36 130V129H35ZM43 130V129H42ZM74 130V129H73ZM12 131V130H11ZM34 131V130H33ZM32 131V128H31V131L30 132H33ZM12 132H14V131H12ZM23 132V131H22ZM28 132L29 131H27V136H28ZM29 132V133H30ZM37 132V131H36ZM9 133H11V132H9ZM46 134V133H45ZM74 135H76V136H74ZM31 136H33L34 137V135H31ZM30 136V137H31ZM80 136V135H79ZM12 135H10V134H3V135H1L0 136V143L1 142H7V143H9V142H11V139H12ZM16 137V136H15ZM15 137H14V139H15ZM39 137V136H38ZM43 137V136H42ZM76 137V138H75ZM27 138V137H26ZM45 138V137H44ZM79 138V137H78ZM244 138V137H243ZM18 139V138H17ZM16 140V139H15ZM27 140V139H26ZM43 140V139H42ZM60 140V139H59ZM58 140V141H59ZM62 140V139H61ZM37 141V140H36ZM79 141V140H78ZM234 141V140H233ZM23 142V141H22ZM25 142H27V141H25ZM30 142H32V141H30ZM56 142V141H55ZM24 144V143H23ZM25 144H27V143H25ZM30 144V143H29ZM40 144V143H39ZM91 144V143H90ZM9 145V144H8ZM36 145V144H35ZM63 145V144H62ZM72 145V146H71ZM1 146V145H0ZM16 145L14 144V146L12 145V144H10V146H7V147H3V145L0 147V148H2V149H0V168H2V167H5L6 165L7 166H9L10 167V171H8V172H6L5 173V175L3 176L2 175V177H3V179H2V183L4 184V183H9L10 181H11V184H12V181L14 180V179H19L20 181H22L23 183V185L20 187V193H23V192H28V190H30V192H34V191H36V196L34 197L33 196V198L32 199H30L31 201L29 202V205L28 206H26L23 210H22V214H21V219H22V217H24L23 215L26 213V211H31V210H33L34 209V201L36 200V201H39V208L41 209V210H45V209H47V208H49L50 207V205H51V207H52V204H50V202L49 201H47L46 200V198H45V194H44V192H45V190H47L46 192H49V190H48V187H50V185L49 186H47V189H46V186H45V183L44 182H42L41 181V179H40V177L38 176L39 174H37L36 175V173H34L33 172V169L32 168H30V167H28V158H27V156L29 155V151L28 152H25L24 151V149H23V151H24V154H28V155H24L23 154V152H21V150H20V148L19 147H15ZM32 146H34V145H32ZM32 146H31V148H32ZM78 147H79V145H77ZM250 146V145H249ZM29 147H30V145H29ZM28 147V148H29ZM62 147V146H61ZM27 148V147H26ZM34 149H35V147H33ZM32 148V149H33ZM77 148V147H76ZM247 148V147H246ZM77 149H79V148H77ZM245 149V148H244ZM63 150V149H62ZM73 150H75V148L73 149ZM80 150V149H79ZM114 150V149H113ZM239 150V149H238ZM66 151V150H65ZM76 151V150H75ZM74 151V152H75ZM252 151V150H251ZM35 152H36V149H35ZM80 152V151H79ZM78 152V153H79ZM120 152V151H119ZM118 152V153H119ZM23 154V156H22V154ZM76 153V152H75ZM75 153H74V155H75ZM81 153V152H80ZM112 153V152H111ZM237 153H238V151H237ZM20 154H21V156H20ZM31 154V153H30ZM73 154V153H72ZM116 154V153H115ZM240 154V153H239ZM69 155V154H68ZM71 155V154H70ZM70 155H69V157H70ZM76 155H77V153H76ZM75 155V156H76ZM79 155H81V154H79ZM82 155H83V153H82ZM117 155V154H116ZM119 155H121V154H119ZM78 156V155H77ZM76 156V157H77ZM201 156V155H200ZM245 156V155H244ZM72 157V159H75V160H78V159H76V158H74L73 156H71ZM84 157V156H83ZM31 158V157H30ZM77 158H79V157H77ZM115 158V157H114ZM92 159V158H91ZM64 160V159H63ZM83 160H85V159H83ZM120 160V159H119ZM260 160V159H259ZM78 162H79V160H78ZM88 162H90V160H88ZM94 162H96V161H94ZM91 163V162H90ZM97 163V162H96ZM119 163V162H118ZM88 164V163H87ZM87 164H86V167H88L87 166ZM117 165V164H116ZM186 165V164H185ZM221 165H222V163H221ZM93 166V165H92ZM32 167V166H31ZM85 167V168H86ZM40 168V167H39ZM224 168V167H223ZM84 169V168H83ZM95 169H96V167H95ZM245 169V168H244ZM247 169H248V167H247ZM250 169V168H249ZM84 170H87V169H84ZM83 170V171H84ZM243 170V169H242ZM35 171V170H34ZM66 171V170H65ZM81 171H82V169H81ZM88 171V170H87ZM219 171V170H218ZM251 171V170H250ZM250 171H248V172H250ZM78 172V174H79V172L80 171H77ZM77 172H76V174L74 175V176H77L78 174H77ZM88 172H91L90 170L88 171ZM84 173H85V171H84ZM222 172H220V174H221ZM236 173V172H235ZM82 174H83V172H82ZM86 174V173H85ZM92 172H91V176H92ZM80 176L79 177H81V174H79ZM184 175V174H183ZM190 175V174H189ZM218 175V174H217ZM231 175V174H230ZM164 176H165V174H164ZM168 176V175H167ZM79 177H77L76 179H77V181H78V183L79 182H81V183H83L82 181H80V179H79ZM83 177V176H82ZM88 177H89V175H88ZM245 177V176H244ZM44 178V177H43ZM94 177L92 176V179H93ZM160 178V177H159ZM238 178H239V175H238ZM89 179V178H88ZM91 179V178H90ZM91 179V180H92ZM95 179H96V177H95ZM167 179V178H166ZM184 179V178H183ZM186 179V178H185ZM241 179V178H240ZM0 180H1V177H0ZM43 180V179H42ZM57 180V179H56ZM64 180V179H63ZM100 180V179H99ZM54 181V180H53ZM73 181V180H72ZM93 181V180H92ZM100 181H102V180H100ZM184 181V180H183ZM195 183L194 184H192V185H190V184H182L181 185V187L179 188V190H178V192L177 193H180L179 194V197H177L178 199H176V200H178V203L182 206V208H183V210L179 213V214H175V213H172V212H168V211H163V209L161 210V208H164L166 205H160V206H162L161 208H160V206H158V208L160 209V210H158V209H155L156 211H157V213H159L160 214V212L161 211H163V213L164 212H167L168 213V215L171 217V219H172V221H174V218L173 217H175L176 215L178 216L179 215V218H182V217H185L186 219H187V225H188V227H187V229H186V231L184 232V233H186V235H185V237L184 238H190L192 235H191V233H193L192 232V230H193V228H195V226L196 225H198V223H199V219H198V217H199V214H200V209H201V207L205 204V202H204V204H201L200 202H199V200H204V198H205V195H206V193L208 192V190H207V184H209L210 182H206V179H203V178H200V177H196L194 180H193ZM221 181V180H220ZM239 181V180H238ZM1 182V181H0ZM52 182V181H51ZM60 183L62 182V179H61V181H59ZM87 182H89V183H91L90 181H87ZM185 182V181H184ZM218 182H219V180H218ZM1 183V184H2ZM52 183H54V182H52ZM56 183V182H55ZM60 183H57L58 185L60 184ZM71 183V182H70ZM74 183V182H73ZM85 183V182H84ZM84 183H83V185H84ZM88 183V184H89ZM102 183V182H101ZM220 183V182H219ZM219 183H217V184H219ZM221 183H224V181L223 182H221ZM10 184V183H9ZM63 184V183H62ZM75 184H77V182H75L74 183V185H72V183H71V186H73V187H75ZM93 184V183H92ZM106 184V183H105ZM53 185V184H52ZM82 185V186H83ZM186 185H190V187H188L187 188V186ZM17 186V185H16ZM44 186H45V188H44ZM60 186V185H59ZM63 186H65V187H68L67 185H63ZM80 188H81V185H80V183H79V185H78ZM89 186H91V185H89ZM103 186V185H102ZM107 186V185H106ZM2 187V186H1ZM6 187V186H5ZM54 187V186H53ZM58 187V186H57ZM64 187V188H65ZM73 187H71V189L73 188ZM84 187V186H83ZM221 187V186H220ZM224 187V186H223ZM44 189V192L43 191H39V189ZM60 188V187H59ZM76 188V187H75ZM75 188H74V190H75ZM91 189H92V186L90 187ZM89 188V189H90ZM111 188V187H110ZM109 188V189H110ZM185 188L187 189V190H185ZM9 189V188H8ZM54 189V188H53ZM53 189H51V190H53ZM62 189V188H61ZM86 189V188H85ZM89 189H87V190H89ZM99 189V188H98ZM242 189V188H241ZM68 190H70V189H68ZM67 190V188H66V191H68ZM76 190H78V189H76ZM81 190H83V189H81ZM113 191H114V189H112ZM159 190V189H158ZM221 190H223L222 188H221ZM6 191V190H5ZM54 191V190H53ZM53 191H51V193L53 192ZM60 191V190H59ZM80 191V189L78 190V192ZM84 191V190H83ZM101 191H102V189H101ZM106 191V190H105ZM45 192V193H46ZM56 192V191H55ZM69 192V191H68ZM70 192H71V190H70ZM75 192V191H74ZM86 194H88V191H84ZM91 192H93V194H94V190H92ZM19 193V194H20ZM54 193V192H53ZM63 193H64V190H63ZM73 193V192H72ZM72 193H70V195L72 194ZM82 192L80 191V195H81V197H84L85 195H83L82 196V194H81ZM90 193V192H89ZM101 193V192H100ZM99 193V194H100ZM127 193V192H126ZM222 193V192H221ZM232 193V192H231ZM246 193V192H245ZM6 194V193H5ZM30 194H32V193H30ZM48 194V193H47ZM50 194V193H49ZM78 194V193H77ZM76 194V195H77ZM78 194V195H79ZM96 194V193H95ZM160 194H162L161 192H160ZM29 195V194H28ZM60 195H62L61 194V192H60ZM66 195V194H65ZM119 195V194H118ZM240 195V194H239ZM58 197H59V195H57ZM67 196V195H66ZM69 196V195H68ZM91 196H92V194H91ZM96 196V195H95ZM95 196H94V198H95ZM102 196H104V195H102ZM156 196H158V194L156 195ZM246 196V195H245ZM30 197H32V196H30L29 195V198ZM50 197H52V199H53V196H49L48 198H50ZM75 197H79V196H75ZM74 197V198H75ZM80 197V200L79 201H81V198ZM89 197H90V195H89ZM99 197V196H98ZM110 197V196H109ZM119 197V199H120V196H118ZM159 197V196H158ZM161 197V196H160ZM175 197V198H176ZM244 197V196H243ZM60 198V197H59ZM61 198H64L63 197V195H62V197ZM60 198V199H61ZM76 198V199H77ZM103 198V197H102ZM154 198H157V197H154ZM17 199V198H16ZM51 199V198H50ZM65 199V198H64ZM84 199V198H83ZM91 199V198H90ZM107 199V198H106ZM105 199V200H106ZM114 199V198H113ZM163 199V198H162ZM214 199V198H213ZM230 199V198H229ZM245 199H247L246 197H245ZM244 198H243V200H245ZM262 199V198H261ZM2 200H4V199H2ZM18 200H20V199H18ZM54 201H56V199L54 198L53 199ZM78 200V199H77ZM86 200V199H85ZM103 200V199H102ZM107 200H110V199H107ZM259 200V201H258ZM33 201V202H32ZM51 201V200H50ZM69 201V200H68ZM74 201H75V199H74ZM84 201V200H83ZM125 201V200H124ZM157 201V200H156ZM163 201V200H162ZM168 201H171V200H168ZM257 201H258V205H259V203L261 202V200L260 199H258L257 198ZM27 202V201H26ZM67 202V201H66ZM78 202V201H77ZM104 201H101V203H103ZM107 202H109V201H107ZM107 202H106V204H107ZM165 202H167V201H165ZM164 202V203H165ZM176 202V201H175ZM202 202V201H201ZM219 202V201H218ZM262 202H263V199H262ZM261 202V203H262ZM5 203V202H4ZM9 203V202H8ZM55 203V202H54ZM68 203V202H67ZM73 203V202H72ZM76 203V202H75ZM78 203H80V202H78ZM76 204V206L77 205H79V204ZM83 203H86V201H84ZM82 203V204H83ZM100 203V202H99ZM110 203V202H109ZM156 203H158V202H156ZM167 203H169V202H167ZM203 203V202H202ZM254 203V202H253ZM260 203V204H261ZM7 204V203H6ZM10 204V203H9ZM57 204V203H56ZM82 204H80L79 205V207H81V205ZM89 204V203H88ZM105 204V205H106ZM115 204H117V203H115ZM170 204V203H169ZM69 205H71V203L69 204L68 203V206ZM104 205V206H105ZM110 205V204H109ZM125 205V204H124ZM256 205V204H255ZM257 205V206H258ZM10 206H12L11 204H10ZM37 206V205H36ZM103 206V205H102ZM107 206V205H106ZM106 206L104 207V209L106 208ZM122 206H123V204H122ZM231 206V205H230ZM241 206V205H240ZM261 206V205H260ZM14 207H15V205H14ZM117 207V206H116ZM167 207H168V205H167ZM226 207V206H225ZM259 207V206H258ZM16 208V207H15ZM63 208V207H62ZM66 209V211H67V207H65ZM71 208V207H70ZM77 208V207H76ZM118 208H122V207H118ZM148 208V207H147ZM150 208V207H149ZM157 208V207H156ZM236 208V207H235ZM242 208V207H241ZM10 209H13L14 210V208H12V207H10ZM22 209V208H21ZM20 209V210H21ZM168 209V208H167ZM227 209V208H226ZM238 209H239V207H238ZM4 210V209H3ZM7 210V209H6ZM16 210V209H15ZM38 210V209H37ZM53 210H55V209H53ZM63 210V209H62ZM90 210V209H89ZM147 210V209H146ZM154 209H153V211H155ZM229 210V209H228ZM243 210V209H242ZM253 210V209H252ZM260 210V209H259ZM17 211L19 212V210L17 209ZM69 211V210H68ZM67 211V212H68ZM113 211H114V209H113ZM111 212V213H117V211L115 210V212ZM120 211H122V209L120 210ZM148 211V210H147ZM158 211H160V212H158ZM202 211H205L204 209L202 210ZM239 211H241V209H239ZM46 213H47V211H45ZM89 212V211H88ZM146 212V211H145ZM148 212H150V210L148 211ZM227 212V211H226ZM232 212V211H231ZM234 212V211H233ZM236 212V211H235ZM242 212V211H241ZM240 212V213H241ZM262 212V211H261ZM9 213H11L10 211H9ZM16 213V212H15ZM20 213H21V211H20ZM30 213H32V218L36 215V212H30ZM44 213V212H43ZM45 213V214H46ZM62 213V212H61ZM63 213H64V210H63ZM141 213V212H140ZM156 213V214H157ZM162 213V212H161ZM162 213V214H163ZM183 213V214H182ZM224 213H225V210H224ZM17 214H19V213H17ZM48 214V213H47ZM66 214V213H65ZM113 214H109V216H113ZM118 214V213H117ZM120 214V213H119ZM121 214H122V212H121ZM124 214V213H123ZM143 214V213H142ZM141 214V215H142ZM146 214V213H145ZM145 214H144V217H146V218H148V216H149V213H148V215L147 216H145ZM155 214V213H154ZM155 214V215H156ZM2 215V214H1ZM14 215H16V214H14ZM31 215V214H30ZM40 215V214H39ZM49 215H51L50 213L48 214V216ZM53 215V214H52ZM115 215V214H114ZM125 215V214H124ZM128 215V214H127ZM127 215H125V216H127ZM138 215V214H137ZM222 215H223V213H222ZM221 215V216H222ZM245 215H246V213H245ZM249 215H251V213L249 214ZM19 216H20V214H19ZM19 216H15V217H18L19 218ZM47 216V217H48ZM54 216V215H53ZM140 216V215H139ZM153 216V215H152ZM163 216H165V214L163 215ZM229 216V215H228ZM227 216V217H228ZM28 217V216H27ZM38 216H35V218H37ZM50 217V216H49ZM48 217V218H49ZM115 217V219L117 218V219H120V218H118V217H116V216H114ZM123 217V216H122ZM121 217V218H122ZM137 217V216H136ZM136 217L134 218V216H133V220L134 219H136ZM141 217H143V216H140V217H138V219L140 220V218ZM157 217H159V216H157ZM166 217H168V216H166ZM230 217V216H229ZM233 217H235V216H233ZM241 217H243V216H241ZM247 218H248V216H246ZM7 218H8V216H7ZM39 218V217H38ZM51 218V217H50ZM65 218V217H64ZM112 217H110V219H111ZM129 218V217H128ZM156 218V217H155ZM161 219H162V221H163V219H164V222H165V218L164 217H160ZM225 218V217H224ZM224 218H223V220H224ZM262 217L260 216V211L259 212H257V209L255 210V213L254 214H252V216H251V218L250 219H253V225L255 226H252L251 227V229H250V231L251 232H259V230L261 229L259 226L262 224L261 222H262V219H261ZM24 219V218H23ZM27 219H29V218H27ZM53 219H55L54 217H53ZM52 219V220H53ZM89 219V218H88ZM109 219V220H110ZM123 219H126L125 217L123 218ZM144 219V218H143ZM244 219V218H243ZM249 219V220H250ZM11 220V219H10ZM20 220V219H19ZM26 220V219H25ZM37 220V219H36ZM39 220H41V219H38L37 220V222L39 221ZM45 220V219H44ZM48 220V219H47ZM104 220V219H103ZM108 220V219H107ZM108 220V221H109ZM128 220V219H127ZM126 220V221H127ZM133 220L131 221V220H128V221H131L132 222V225H133ZM222 220V221H223ZM227 220V219H226ZM12 221V220H11ZM14 221V220H13ZM27 221V220H26ZM64 221V220H63ZM111 222L112 221H114L115 223L117 222L116 220H114V219H111L110 220ZM123 221V220H119L118 222H119V224H118V222H117V224L118 225H120V223ZM125 221V220H124ZM127 221V222H128ZM136 221V220H135ZM134 221V222H135ZM146 221V220H145ZM151 221V220H150ZM157 221V220H156ZM261 221V222H260ZM40 222H42V220L40 221ZM39 222V223H40ZM53 222H54V220H53ZM85 222V221H84ZM137 222V221H136ZM139 222V224H141L142 223V221H141V223H140V221H138ZM137 222V223H138ZM147 222H149V221H147ZM151 222H153V221H151ZM150 222V223H151ZM163 222V223H164ZM182 222V221H181ZM244 222H245V219H244ZM243 222V223H244ZM42 223H44V222H42ZM48 223V222H47ZM62 223V222H61ZM129 223V222H128ZM174 223V222H173ZM250 222L248 221V224H249ZM29 224V223H28ZM35 224H36V222H35ZM103 224V223H102ZM107 224V223H106ZM105 224V225H106ZM123 224H125V222L123 223ZM122 224V225H123ZM127 224V223H126ZM148 224V223H147ZM160 224H162V222L160 223ZM166 224V223H165ZM164 224V225H165ZM177 224V223H176ZM183 224V223H182ZM181 224V225H182ZM36 225H38V224H36ZM35 225V226H36ZM52 225V224H51ZM85 225V224H84ZM87 225V224H86ZM108 225H109V223H108ZM112 226H114L113 224H111ZM154 225V224H153ZM163 224H162V226H161V228L164 226ZM244 225V224H243ZM243 225H242V227H243ZM7 226V225H6ZM30 225H28V227H29ZM55 226V225H54ZM71 226V225H70ZM111 226V227H112ZM121 226V225H120ZM128 226V230H130L129 229V224L127 225ZM134 226V225H133ZM183 226V225H182ZM250 226V225H249ZM26 227V226H25ZM39 227H40V224H39ZM58 227V226H57ZM73 227V226H72ZM75 227V226H74ZM97 227V226H96ZM96 227H95V229H96ZM107 227V226H106ZM110 227V228H111ZM117 227V226H116ZM123 227H125V225H123L122 226V228ZM139 227H142V225L141 226H139ZM148 227H150V225L148 226ZM146 228V227H144V231H145V228H146V230L148 229H150V228ZM178 227H179V225H178ZM177 227V228H178ZM63 228V227H62ZM125 228H127V227H125ZM135 228V227H134ZM152 228V227H151ZM154 228V227H153ZM152 228V229H153ZM166 228V227H165ZM241 228V227H240ZM25 229V228H24ZM32 229H34V228H32ZM35 229H39L38 227L37 228H35ZM41 229V228H40ZM44 228H43V226H42V230H43ZM59 229H60V227H59ZM80 229H82V228H80ZM84 229V228H83ZM107 230L106 231H108V228H106ZM120 228H118V230H119ZM124 229V228H123ZM131 229H133L132 227H131ZM179 229H180V227H179ZM45 230V229H44ZM147 230V231H148ZM154 231L156 230V229H153ZM241 230H244L243 228L241 229ZM249 230V229H248ZM25 231V230H24ZM81 231V230H80ZM113 231H114V229H113ZM133 231V230H132ZM132 231H128V232H132ZM147 231H145V232H147ZM158 232L159 231H161V230H157ZM43 232L44 231H42V234H43ZM94 232V231H93ZM108 232H110V230L108 231ZM121 232V231H120ZM124 232V231H123ZM143 232V231H142ZM149 232H151V231H149ZM148 232V233H149ZM156 232V231H155ZM156 233V234H158V236L160 235L159 233ZM162 232H163V230H162ZM261 232V231H260ZM41 232H39L38 234H40ZM75 233V232H74ZM96 233H98V232H96ZM96 233H94L92 236H94V235H97ZM112 233V232H111ZM144 233V232H143ZM148 233H146V235L148 234ZM165 233H166V231H165ZM180 233H181V230H180ZM252 233V234H253ZM41 234V235H42ZM108 234V233H107ZM31 234H29V236H30ZM33 235V234H32ZM40 235V236H41ZM81 235V234H80ZM99 236L98 237H100V234H98ZM141 235H144V234H141ZM163 235V234H162ZM28 236V235H27ZM78 236V235H77ZM129 236H131L130 234H129ZM152 236V235H151ZM161 236V235H160ZM38 237V236H37ZM42 237H44V236H42ZM97 237V238H98ZM140 237V236H139ZM148 237V236H147ZM45 238V237H44ZM44 238H42V239H44ZM52 238V237H51ZM62 238V237H61ZM96 237L94 238L93 237V239H94V241L96 242L97 240L99 241V239H97ZM158 238V237H157ZM191 238H193V237H191ZM39 239V238H38ZM92 239V240H93ZM97 239V240H96ZM141 239V238H140ZM161 239V238H160ZM244 239H246V238H244ZM91 240V241H92ZM148 240H149V238H148ZM150 240H152L151 238H150ZM149 240V241H150ZM82 241V240H81ZM246 241V240H245ZM157 242H159V241H157ZM156 242V243H157ZM153 243V242H152ZM167 243V242H166ZM53 244V243H52ZM96 244V243H95ZM150 244H151V242H150ZM150 244H148V243H146V245H149V246H151V247H154L153 249H151V251L152 250H154L155 252H158L157 251V249L158 248H155V246L157 245V244H152V245H150ZM205 244V243H204ZM155 245V246H154ZM162 245H164V242H163V244ZM162 245L161 246H159V247H162ZM166 245V244H165ZM141 246V245H140ZM52 247V246H51ZM62 247V246H61ZM60 247V248H61ZM137 249V248H136ZM145 249H146V247H145ZM163 248H161L160 250H162ZM203 249H205V248H203ZM144 251V250H143ZM147 251H149V250H147ZM146 251V252H147ZM56 253V252H55ZM138 253V252H137ZM150 253V252H149ZM154 252L152 251V255H154L153 254ZM204 253V252H203ZM52 254V253H51ZM141 254H143V257H144V254L145 253H141ZM156 254V253H155ZM161 254V252L159 253L158 252V256ZM205 254V253H204ZM151 255V256H152ZM157 255V254H156ZM57 256V255H56ZM150 256V254L148 255V257ZM155 256V255H154ZM58 257V256H57ZM138 257L139 258H141L142 256H139L138 255ZM143 257H142V259H143ZM205 257H206V255H205ZM138 258V259H139ZM154 258V257H153ZM189 258V257H188ZM151 259V258H150ZM149 259V260H150ZM156 259V258H155ZM154 259V260H155ZM190 259V258H189ZM143 260H146V259H143ZM203 260V259H202ZM147 261V260H146ZM204 261V260H203ZM202 261V262H203ZM206 261V260H205ZM204 261V262H205ZM153 262V261H152ZM187 262V261H186ZM185 262V263H186ZM189 263V262H188ZM30 264V263H29ZM143 264V263H142ZM151 264V263H150ZM153 264H155V263H153ZM180 264V263H179ZM261 264H264V260L261 262Z\"/></svg>",
  "mask_w": 264,
  "mask_h": 264
}]
</instances>
